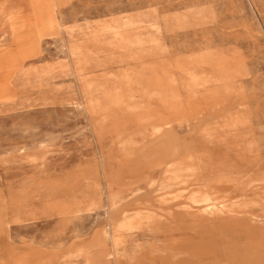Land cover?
<instances>
[{"label": "rangeland", "instance_id": "obj_1", "mask_svg": "<svg viewBox=\"0 0 264 264\" xmlns=\"http://www.w3.org/2000/svg\"><path fill=\"white\" fill-rule=\"evenodd\" d=\"M0 264H264V0H0Z\"/></svg>", "mask_w": 264, "mask_h": 264}]
</instances>
